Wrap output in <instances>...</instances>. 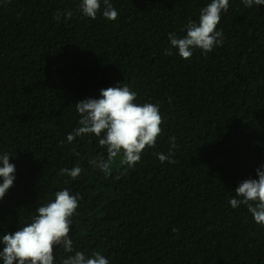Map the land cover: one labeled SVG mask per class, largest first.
I'll return each instance as SVG.
<instances>
[{
	"label": "trees",
	"instance_id": "obj_1",
	"mask_svg": "<svg viewBox=\"0 0 264 264\" xmlns=\"http://www.w3.org/2000/svg\"><path fill=\"white\" fill-rule=\"evenodd\" d=\"M210 2L111 0L118 18L108 21L85 18L80 0H0V154L16 167L0 236L67 188L83 197L74 252L100 251L110 264H264V228L229 204L264 164V5L229 0L222 46L189 60L164 54L168 33L184 35ZM118 84L136 103H159L164 122L135 167L118 157L105 175L89 164L107 155L94 134L66 137L78 126L74 104ZM172 137L176 163H161L154 153H167ZM74 165L78 179L59 174ZM74 252L57 247L54 264Z\"/></svg>",
	"mask_w": 264,
	"mask_h": 264
},
{
	"label": "clouds",
	"instance_id": "obj_2",
	"mask_svg": "<svg viewBox=\"0 0 264 264\" xmlns=\"http://www.w3.org/2000/svg\"><path fill=\"white\" fill-rule=\"evenodd\" d=\"M245 8L264 5V0H241ZM79 11L85 18L96 19L98 12L108 21H116L118 11L111 0H80ZM229 9V0H211L200 9L197 20L190 19L178 35L168 33L170 47L165 50L166 56L173 55V49L183 60H189L194 50L203 54L223 44V31L217 30L221 13ZM61 16L71 19L72 11L57 12L56 19ZM137 93L128 85L118 84L115 87L100 89V98H86L77 101L75 109L79 114L78 126L67 134V143L89 134L98 138L99 145L106 151L105 155L89 160L93 168L105 175L110 173L112 165L119 157L122 166L133 168L142 158L146 148H155L157 139L162 133L163 118L159 103H136ZM65 141H61L63 146ZM177 147L176 138H171V147L167 153H154L161 163L174 164L172 158ZM72 154L79 156L76 148ZM7 152L0 154V200L14 186L16 167L10 163ZM83 169L74 165L71 169L62 168L60 175H67L72 180L80 177ZM258 179H244L235 188V196L229 200L233 209L245 206L257 225L264 228V164L256 169ZM83 197L71 194L65 188L54 193V199L36 208V214L30 222L8 231L0 236V261L3 264H54V251L57 247L65 253H73V241L70 237L72 217ZM60 264H110L109 259L100 251L90 255L85 251H75L64 257Z\"/></svg>",
	"mask_w": 264,
	"mask_h": 264
}]
</instances>
